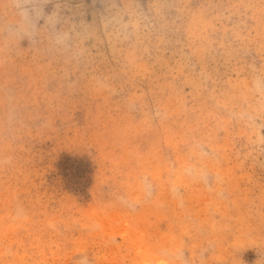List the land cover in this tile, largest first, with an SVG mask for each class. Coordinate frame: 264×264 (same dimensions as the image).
Wrapping results in <instances>:
<instances>
[{
    "label": "rangeland",
    "instance_id": "1",
    "mask_svg": "<svg viewBox=\"0 0 264 264\" xmlns=\"http://www.w3.org/2000/svg\"><path fill=\"white\" fill-rule=\"evenodd\" d=\"M0 264H264V0H0Z\"/></svg>",
    "mask_w": 264,
    "mask_h": 264
}]
</instances>
